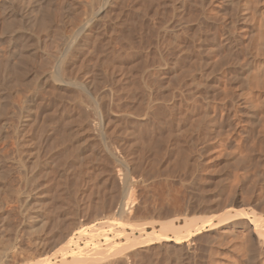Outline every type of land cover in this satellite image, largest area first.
Segmentation results:
<instances>
[{
    "label": "bare ground",
    "instance_id": "bare-ground-1",
    "mask_svg": "<svg viewBox=\"0 0 264 264\" xmlns=\"http://www.w3.org/2000/svg\"><path fill=\"white\" fill-rule=\"evenodd\" d=\"M125 1L126 0L0 1V4L3 7L5 6L4 19L6 21L4 28H7L5 29L6 32L7 30L11 31L8 32L12 33V39L17 36V33H19L17 31L20 28H23L22 30L26 29L25 31L27 32L30 31L31 37L37 38V41H39L40 33H42L43 36L44 34L46 36L45 42L40 51L38 49L40 47L36 48L38 44L35 42V39L33 40L32 38L37 44L36 46L33 41L32 43L28 42L27 39L29 33L28 37H25L24 35L26 33L24 32V34L21 32L27 40V42H25L26 40L23 39V37H19L23 39L19 40H25L23 45L21 43V48H19L16 43L12 44L13 40H6L12 44L11 49L8 50L10 51V57L4 62L1 60L0 64V205L2 208L7 207L6 203H9V201H12L15 198L14 201L17 200V202H19V205H17L18 203H15V207L16 205L19 207L22 215V219H20L21 215L18 217V219L21 220V223H18L17 226L14 224L16 221L13 223L11 221V224H9L8 221V223H6L7 219L4 220L5 222L3 220L0 222V264H102V259H105L112 254L118 256V259L117 256L116 258H112L113 260H118L115 261L116 263L120 261L119 264H130V262H132L131 260H133L131 258L137 257L139 259V249L143 250V248L146 249L147 254H149L148 251L157 254L159 252H154L153 250L160 251L164 249L169 254V257L175 260L174 264H183L182 260L187 261V259L193 261L196 256L199 259V256L205 253L206 255L201 256V258L204 256L202 259H204L205 263L203 264H264V0H135L134 4L137 10L136 15L144 12L143 17H145V12H147L146 15H148L150 19V27L147 26V31H150V37L147 36V40H150L148 42L146 41V44L149 43V45H147L149 47L148 52L152 58V61L150 60L152 63L150 64L146 57V60L150 65L146 66V61H144V67L142 61L144 60L145 55L142 54V56L144 55V57L141 56L143 60L138 62V64L140 63L142 66L136 64L138 66L137 68L140 66L141 69H143L142 71L144 74L147 73L149 75L150 73L149 76H152L150 77V79L152 78V85L151 87H148L145 83V85H147L146 89H151V93L149 92L150 89H148L150 96H148L147 104L146 100H144L149 112H147L146 109H143L144 111L146 110L145 113H143L144 111L140 113L139 111H142V109L138 111V108L135 106V112L133 108H130L133 109V111L128 109L129 112L126 115H131L133 112H138L140 114L143 113L142 115L136 114L138 116L135 117H140V120H144L146 118L145 116L150 114L151 111H155L153 112L156 115L153 113L154 115L152 117H156V125H160L159 127H161V124L165 125L167 129V132L164 130L161 135L165 134V132L167 133L166 139L168 147L166 141V144L163 143V140H165L164 135H162L163 138L160 135L162 143L164 144L163 146L166 145L168 148V160L165 158V161H168L166 163L167 168L171 171H180L179 177L181 176L184 189V199L182 202L184 208H181L184 210L182 215L183 218H180V215L177 216L176 213L175 215L177 217L174 218H168L167 216L166 218L161 219L158 217L157 219H152L148 222L145 218H140V220L145 219L146 222H134V218H131L132 220L130 219V216L134 211L133 208L136 197L133 196L134 187H132L133 184L131 185L130 183V180L132 179V173L130 172L131 165L126 161V151L124 154H122V152L124 151L123 144L129 146H125L130 148H127L128 151H132L133 148L131 149V145L133 144H127V141L126 143H123L122 141L126 139L123 138L122 140L123 134L121 135L120 132L126 129L125 133L128 131V134H126L129 136L131 134L130 132L133 131H131L132 129L129 131L128 128L124 127L125 125L123 126L124 129L121 127V131L116 128L117 124L121 123L119 120L120 118L118 117L120 114H117L120 111L122 114L123 108L121 107L122 109L120 110L119 105H116L115 107V103L118 102V99L126 95L121 94V96L114 91L115 88L112 86V88H109L108 86V91H106L107 89L103 91L105 92L104 95H102V93L101 95L94 93L100 88L98 81L101 82V80L97 81V77L95 78V76L94 79L90 77L92 80H84L83 78L85 77L81 78L82 74L79 72L81 74L79 76L77 75L78 72H76L80 71L79 69L84 65L80 66L82 63L81 61L85 58V52L87 50L93 52L92 50L94 49V46H92L93 49L89 47L91 40L94 37L96 38V36L100 37V35H103L101 32L104 33L103 29H105L106 20L108 21V18H111L115 14V16L118 17L117 13L119 11L117 12V5H123ZM126 3L128 5V2ZM131 4L134 5L133 1L130 2L129 5ZM123 6L120 5V12L126 7ZM130 7L133 6H127V9ZM120 12L118 14H120ZM2 15L3 14H1L0 18ZM132 15L133 14L130 16ZM113 18L116 19L115 17ZM124 18L127 19L125 16ZM117 20H114L115 23ZM140 20L139 17L138 21ZM138 21H135L134 19L132 20V22H137L136 24L144 22ZM112 22L111 19L110 23H107L106 27H108V30L110 26L109 24ZM115 23L114 25H116ZM122 23L121 25L123 26ZM129 24L128 26L132 28L131 24ZM35 25H38V29L41 32H39L37 28H35L37 29L35 33L34 31H31L32 28L34 29ZM114 25L111 29H116ZM132 25L134 27L135 23ZM116 26H118V24ZM128 26L127 28L129 29ZM69 28L71 29V32L69 31L70 33L66 30ZM118 30H120V28ZM130 30L131 29H129L128 32L126 29L124 34L122 31H119L122 35H117L119 33H116V30H113L116 35L112 36V38L109 37L112 35H110L112 30H109L111 31H108L109 33L105 31L108 33V37L113 39L112 41L105 40L102 36L101 38L104 39L105 42L110 41L109 45H112V49L110 46L109 48L110 51L112 50L113 54L119 52L117 55L121 56L122 54L120 52L123 50L128 55H138L141 50H139V53H136L133 42V35L135 36V34L133 33V35H131L134 31L130 32ZM123 31L125 30L123 29ZM147 31H144L142 34H146L145 32ZM137 32L138 31L136 30V33ZM52 33H56L55 36H52ZM45 36L42 37L43 39L38 43L43 42ZM2 37L5 36L3 35ZM145 38L146 35L144 40ZM0 39L2 38L0 37ZM15 39H17V37ZM4 40L2 39V41ZM136 40L135 43L137 42ZM95 41L100 43L98 39ZM103 42H101L100 45H102ZM107 43L108 42L105 44ZM96 44L97 42H95V44L93 43V45L97 46ZM106 46L107 45H103L105 48ZM8 47H10V45ZM89 48L91 50H89ZM99 48L102 47L100 46ZM105 48H102L104 49L103 52L101 49V51L99 50L102 53L101 54L96 47L98 51L97 53L104 56ZM0 49L3 51V47ZM37 50L41 52V54H39ZM107 51L109 50L107 49ZM110 51L109 53H111ZM99 54H96L98 62H100V60H98ZM107 54L108 52L106 55ZM113 54L111 55L115 56L116 53ZM83 55L84 58L80 61V64H78L79 66L76 65V61L79 62L78 59H81ZM94 55L95 53L93 52V56ZM93 59L95 60V58ZM105 60L108 62L107 58ZM89 61L90 60L87 62ZM97 61H94L95 64L93 65H97ZM131 61H134V58ZM92 63L93 62L89 63L90 66H92ZM74 64L80 67H76V71H74V73L76 72L75 75L74 73L72 74ZM87 65L88 63H86V66ZM98 66L101 65L99 64L97 67ZM85 68V73H87L88 67ZM93 69L94 71L96 70L95 68ZM90 70L91 69L88 71L90 72ZM92 70L90 73H92ZM138 70L135 74L142 75L143 72L141 73V71L137 74ZM94 71L92 75H96ZM89 72L87 74L84 73L85 75H83H89ZM149 76L146 75V77ZM145 78H143L144 82L146 81ZM143 79L141 78L140 81H143ZM148 79L147 81H149ZM133 80L136 81V79ZM105 81L106 80H103L102 82L105 83ZM235 82H239L240 84L235 86L233 85ZM111 83L112 81L110 84ZM136 83L137 86L135 83H132V85L134 84L137 87L134 86L135 90H140L144 85V83L140 82L141 84H139L138 87L139 81H136ZM150 83L151 82L149 81L148 84ZM108 84L109 83L106 85ZM131 86L129 87L131 88ZM87 87L99 88H97L96 91H94L95 88H92L93 92L91 88ZM129 87H125L126 90L127 88L129 89L128 91L133 89L131 92L135 93L134 88L130 89ZM144 88L145 87L141 90ZM119 89L117 88L118 91ZM146 89H144L145 91H142L145 92V94H147ZM69 90L72 91L69 92ZM66 93L72 97H69L68 100L70 101L71 99V101H73L70 103L71 106L68 107L65 106L66 104L64 103L65 108L62 105L63 102L61 103L59 101L60 107L62 105L63 108H61L64 109V113H60L61 108H53L52 96L57 97L59 94L66 96ZM114 93H117V95ZM133 93L132 97L134 96ZM136 93L139 92L137 91ZM118 94L120 97L115 100ZM127 95L131 97V94ZM142 95L144 94L142 93ZM65 96L63 98H66L68 95ZM136 96L133 97L134 100H137L138 97L135 99ZM61 97L62 96H60V99H62ZM129 97L126 96L123 97V99ZM142 100L143 99H141V101ZM127 103L128 102L126 101V104ZM55 104L56 103L54 102V107H57ZM161 104L164 106L162 107V111L160 107ZM120 105L122 104L120 103ZM137 105L139 104L137 103ZM230 106L235 107L236 111L239 113L237 118H235L236 120L240 118L239 120L241 122L243 121V124L241 125L240 121L234 122V124H236V130H238L237 134L232 137H227L222 135L224 134V131L222 127L223 121L221 120H223V117H229L232 113V110L229 109ZM114 107L118 108V110H114ZM150 109L152 110L150 111ZM56 110H59L58 112L60 114H64V117L60 115L61 118H64L63 120H65V124L62 125L63 128L60 124L56 125L54 120L52 121V118H55L58 115ZM116 111L118 113H116ZM55 113H57L56 116ZM236 114L237 113H234L233 115L235 116ZM162 115H164V120L159 119ZM120 117L122 118L123 116ZM219 117L221 118L220 120ZM124 118L125 117L122 119ZM128 118L124 120H127ZM152 119H150V122ZM132 120L134 121L135 118ZM74 121L77 123L75 127V129L78 128V131L76 129L77 132L72 130ZM133 121L130 120L131 123ZM50 122L54 123L52 124ZM62 122L64 121H61L60 123L62 124ZM141 123L142 125H145L143 122ZM148 123H146V125ZM151 123V125H153V122ZM112 124L114 126L116 124V126L112 127ZM36 125L38 126V132L36 133L38 136L37 141L44 138V141H47V144H49L48 141L54 139L51 143L52 145H46L49 147L51 146L50 149L52 153H49L50 157L55 156L56 159L60 155H63L60 157L61 159H56L57 162L50 158L47 160L42 159L43 154V156L46 157L47 153H43L46 149L44 150L42 148L44 151H41L39 142H34L31 134L33 130H36L33 129L36 128ZM47 128H50L47 130L50 131L47 136L50 137L52 135L51 137L53 139L50 137V140H47L49 138L47 136L44 137V134L47 133ZM155 128L153 127V130ZM60 129L62 132H60ZM159 129L160 128H158L157 131H159ZM11 130L14 132V134H11V136L13 135L12 140L15 139L14 144H16L14 149L17 147L19 153V157L16 161L17 166L16 164V167L14 166L15 168L8 166L10 158L8 157V154H6V151L10 150L9 153L11 152L10 147L13 148L11 143H9L10 146L8 145V148L6 147L8 144L7 142H11V140L8 141L9 138L11 139ZM110 130H112V134L110 133ZM80 132H83L84 135L86 134L85 138H91L90 140L97 141L101 144L100 154L111 160V163H114V168L116 169L115 173L113 172V174L116 175L109 178L110 173H107L109 172V169L108 164H106L104 171H106L105 173L108 174H106L108 177L107 179L105 178V180H103V178L100 179L101 181L103 180V184L108 178L112 183V193L111 190H109L111 195L109 194V198L106 199H104L105 196L103 195L108 197V192L105 190L107 194H105L106 192L104 193L103 184H97L99 183V178L97 179L96 176L97 174L100 175L99 173H102L103 169L101 170L98 168L100 169V171L98 170L99 173L97 172V174L94 175L96 177L94 180H97L95 181L97 183L94 182V184L103 187V191H100L104 193L102 195L104 200H100L99 198L100 201H97L98 203L96 202L97 205H95V208L92 206V212L87 207L91 201L86 203V198H83L82 202V197H78V199L74 197L76 193L73 188L71 189L72 184H70L72 181L74 182V180L70 181L68 175V171L72 173L70 168H74L73 165L72 167L68 166L70 162L74 163L72 162L73 160L68 163V159H72L74 154L80 156L82 153L80 150L82 148L81 145L84 142H87V139H84V142L82 141L83 139H80V141H82L81 145L79 144L80 147L78 145L74 147L76 143L75 145L73 144V139L76 140L75 137ZM34 133L35 132H33V134ZM156 133V138H153L157 142L159 136H156ZM110 134L112 135L113 140L111 139ZM243 134L247 136L245 137L244 135L243 138ZM131 136H134V134L132 133ZM59 140L64 142L65 145H59ZM132 140H134V138ZM132 140L129 141L132 142ZM137 140L138 139H136V141ZM77 141H79V139ZM148 141H150V139ZM120 142H122L123 145L122 151ZM160 142L161 141L158 142V146L161 144ZM148 144L149 143L146 144L145 142L143 145L148 146ZM134 145L137 146L135 143ZM59 146H64L66 153L64 152L61 154L62 150L60 152L55 150V148L57 149ZM94 146L97 148L96 145ZM72 147L75 148L76 152H74L75 150H73ZM160 147L161 146H159V148ZM5 149L7 150L5 151ZM158 150L160 149H156V151ZM164 151H166V148ZM55 152H58L59 154H56ZM136 152L137 150H135L134 153L136 154ZM53 153L56 155H52ZM71 153L73 154L72 158L70 157ZM90 153L91 152L86 155L90 156ZM92 153V155H95L93 151ZM164 153L162 156L165 155ZM11 154L12 153H10V155ZM97 154H99V152ZM57 155L59 156L56 157ZM64 155L66 160L64 159ZM122 155L126 156L125 159ZM152 155L154 156V154ZM167 155L165 156L167 157ZM17 156L18 155L14 157ZM47 156L49 157V155ZM77 156L76 158L78 159ZM87 156H84V159H87ZM96 156L94 157L95 160ZM99 156L101 157V155ZM133 156H131L130 160L132 164L135 161V158L134 161H132ZM140 156L142 155H137L136 159H139L138 157ZM81 158L83 157L81 156ZM159 158L164 159V157L161 156H159ZM102 159L91 161L97 163L98 160L102 161ZM143 159H141V161ZM161 159H158L159 162L157 161L156 164H159ZM62 160L65 164L64 162L63 164L62 162H59V164L61 163L60 165H65V168H61L65 170L63 176L62 174L61 176L66 183L63 184V180V182H59L61 180L59 179L60 176L56 177V180H58V182L56 181V187L63 184L64 193H62V191L57 193L60 187L56 188L55 185H51L49 189V187H44L46 185L43 186L42 182L41 184L44 188L48 189L49 192L52 191V195L48 196V190H42V186L39 185L40 182L38 183V179L45 177V180L43 181H47V178L52 179V176L53 179H55L54 176L59 173L57 171L59 167L57 164L55 165V163ZM81 161L82 159L79 162ZM138 161L139 165L137 163L134 164L137 168L142 163L140 162V159ZM84 162H86V160ZM96 163L95 166L97 168ZM103 163H105V160ZM99 164L104 167L101 162ZM121 164H125L126 167ZM77 165L79 164L77 163ZM219 166L222 168L219 169ZM123 167L126 169L124 170ZM164 167H166V165H164ZM213 167H217V170L214 169L213 171ZM210 168L214 173L215 171H220V175H218L221 180L220 182L223 185V188L219 190V187L217 188L215 185L219 183V179L215 181L217 183L213 184L218 190L213 191V193L211 192L212 190H209V192L212 193L211 195L206 193L208 189H210L209 186L206 188L204 185L206 178L208 179L209 177V175L208 177H206V175L211 173V171L207 173ZM139 169L141 170L142 167H139ZM131 170H133V168H131ZM14 173L24 175L19 179H24L23 181H26V185L28 186H25L24 189H21L20 186V188H17L18 186L15 187L14 183L16 184V182L14 181L18 175H15L14 177ZM91 173L94 174L92 171ZM41 174L46 176L42 177L40 176ZM155 174L158 175L157 172ZM176 174L178 173L176 172ZM72 175L73 174H71L70 177ZM102 175H100V177ZM162 176L161 179L164 178H162ZM146 177L149 178L148 175ZM155 177L152 176V178ZM91 178L94 177L91 175ZM152 178L150 181H152ZM244 178L249 179L252 182L241 184L242 181H244ZM116 179L121 180L120 184L123 181L126 183L124 188L121 189L123 191L119 188V191H121V194L118 193L120 197L115 196L117 193H114V189L118 190L115 186H117L119 181H116ZM210 179H208V181L211 184V181L214 180ZM77 180H79V178ZM88 180L89 179H87V182ZM146 180L148 179L146 178ZM51 181V183H53L55 180ZM158 181H160V179ZM166 181L168 184L171 183L168 179ZM161 182L163 181L161 180ZM58 183H60V185ZM21 184L22 186L25 185V183L23 185V182ZM49 184L50 183L48 182L47 186ZM86 186L83 187L86 188ZM100 186H98L99 189ZM108 186H105L106 189H108ZM169 186H171V184ZM204 188L207 191H205ZM211 188H214V186H211ZM71 190H73L75 194H73ZM76 192L79 191L76 189ZM98 194L97 197H100L101 195L98 196ZM85 195L83 196L81 194L80 196L85 197ZM72 196L76 200L81 198L79 202H82L83 206L81 207L83 208L77 209V205V207L73 206L75 203H73L74 198ZM132 197H135V199ZM77 204L79 205L78 202ZM9 205L10 206L7 207V209L11 207L10 211L12 212V209L15 208H12L14 204L12 205L9 203ZM74 207H76V209H74ZM178 208H180V206ZM8 211L9 209L6 210V212ZM176 212L178 211L176 210ZM2 213L3 211L1 210V214ZM9 216L10 215H8V217ZM11 216L17 218L15 215L11 214ZM5 218H7V216H5ZM12 218H8V220H13ZM125 218L128 219L126 220L127 222L125 221ZM156 223L159 224L158 228L155 226ZM147 224L151 225L152 229H147ZM127 226H130V230L127 229ZM26 235L29 236L28 244L27 240L23 239ZM23 240L26 241L27 247L22 244ZM201 250L204 251V253H202ZM199 251L201 253H199L200 255L198 256ZM165 253L166 252H164V254ZM143 260H146L145 257ZM155 262L157 263V261ZM197 262L200 264L199 261ZM105 263L107 264L108 262L106 261ZM138 263L139 262H137V264Z\"/></svg>",
    "mask_w": 264,
    "mask_h": 264
},
{
    "label": "rangeland",
    "instance_id": "rangeland-1",
    "mask_svg": "<svg viewBox=\"0 0 264 264\" xmlns=\"http://www.w3.org/2000/svg\"><path fill=\"white\" fill-rule=\"evenodd\" d=\"M0 1H2V0H0ZM132 1H133V4H134V3H135V0H126V1L124 2L126 5L123 3L124 6H123L122 4H120V5L123 6V7L126 6L125 8L121 7V8L124 9V10H122L121 12H120V5H119V4L117 5V6H118V7H117V12H118V11L120 12V14H118L119 12L117 13V16H118L119 18L116 17V16H115L116 14H115V15L112 16L111 18H108V21H109V22L106 20L105 25L107 26V23H110V20L112 19V21H113V22L111 23L112 26H111V24H109V25L111 26V27L109 26V30H112L113 33H112L111 31L108 30V27L105 26V29H106V30L103 29V30H104V33L101 32L103 35H100V37L96 36V38L94 37V38L92 39L93 41L91 40L92 43L90 42L89 47L92 48V46H94L95 51H94L93 48H92V49H93L92 51L95 53V55L93 56V52L87 50L88 52H91L92 55H91V53H88V52L86 51V52H85V54H86V55H85V58H84V55H83V57H81V59L79 58L80 60L78 59L79 62L76 61V65H78V64H80V61L84 58V59L81 61L82 63L80 64V66H82L83 64L85 65V66H84V65L82 66L83 68L81 67L82 70L79 69L80 71H76V67H78L79 65H78V66H76L75 64L73 65L72 74L74 73V71H76V72H78V73L80 72V73L82 74L81 78L85 77V78H83L84 80H87V79H88V80H92V79H94V76H95V78L97 77V81H98V80H101V82H102L103 80H106L105 83H104V82L101 83V82L98 81V83H99V85H100V88L97 87V88H99V89H98L99 91L97 90V92H94V91H96L97 88L92 87V88H95V90L93 91V89H92L91 87H87V88H91L92 91H93L94 93H97V94H100V95H101V93H102V95H104L105 92H103V91H105L106 89H107L106 91H108V90H109V89H108V86H109V88L114 87V88H115V89L113 88L114 91H116V92L119 93L120 95H121V94H122V95L124 94V95H126L127 97H129V95H127V94H131L130 96L132 97V93H133V92H131V91H133L132 88H134V90H135V87L137 86V85H136V84H137L136 81H139V83H138V87H139V84H141L140 82L144 83V85H143V87H145L144 89L147 88V85H148V87H149V86L151 87V85H152V81H151L152 78L150 79V77H152V76H149L150 73H149V75H148L147 73L144 74V72L142 71L143 69H141V67H140V66H142V65H140V63L138 64V62H140V60H143L142 57H144V55H145V58H144V60H143L142 62L144 63V61H146V62H145V63H146V66H147V65H150V64L152 63V62H150V60L152 61V58L150 57L151 55H150L149 52H148V51H149V47L147 46V45H149V43L146 44V43L150 40V39L147 40V36L150 37V31H149V32L147 31V30H148L147 26L150 27V19H149L148 15H146L147 12H145V17H143V13H144V12L136 15V11H137V10H136V6H135V4H134V5H132V4L129 5L130 2H132ZM126 2H128V5H127ZM1 6H2V5L0 4V7H1ZM127 6H128V7H129V6H133V7H130V8L127 9ZM3 8H4V9H3ZM118 8H119V9H118ZM0 9H2V10H0V13L3 14V15H2L3 18H2V17L0 18V22L2 21V22H1V25H0V37H1L3 40L5 39L4 41H2V39H0V44H1V45H0V48L3 47V51H2V49H0V64H1V60H2V62H4L5 60H7V59L10 57V54H9L10 51H8V50L11 49L13 43H16L17 46H18L19 48L22 47V46H21V43H22V45L24 44V41L26 40L25 37H28V33H29V37H30V38L28 37V39H27L28 42H29V43H32V41L35 39V40H36L35 42H37L38 45H37L34 41H33V43H35V46L37 45L36 48H37V47H40V48H38L39 51H40L41 48H42V46H43V44H44V42H45V39H46L45 34H44V36H45L44 41L42 40L43 42L38 43V42L41 41V39H43L42 37H44L42 33H40V34L38 33L39 36H40V38H39V41H37V40H38L37 38H35V37H34V38L31 37V35H30V31L27 32V31H25L26 29H25V30H22L23 28H22V29L20 28V29L17 31V32L20 33V35H19V33L16 32V33H17V36H16V35H15V36L17 37V39H15L16 37H14V38L12 39V33H9V32H8V31H10V30H7V32H6L5 29H7V28H4V26H5V21H6V20L4 19V18H5V13H4V12H5V6H4V7L2 6ZM125 9H127V10H125ZM131 10H133L134 12L131 11ZM127 11H129V12H127ZM123 12H124V13H123ZM130 12H131V13H130ZM132 12H133V13H132ZM126 13H127V14H126ZM1 14H0V16H1ZM129 14H130V15H131V14H133V15L135 14L136 16L134 15V16H135V17H134V16L132 15V16L134 17V18H133V17L130 16ZM119 15H120V16H119ZM121 15H122L123 18H124V16H125L128 20L125 19V18L123 19V18L121 17ZM127 15H128L129 17H128ZM138 16H139L140 19H141L140 21H138V20H139V17H138ZM113 17H115L116 19H114ZM136 17H138V18H136ZM117 18H118V20H117ZM120 18H121V19H120ZM131 18H133L135 21H138V22H143V21H144V22L141 23V24H136L137 22H132L133 19H131ZM146 18H147L148 20H147ZM2 19H3V20H2ZM137 19H138V20H137ZM144 19L147 20V21H145ZM114 20H115V21L117 20L118 23H117V22L115 23ZM119 20H120V22H119ZM123 20H125V21H123ZM126 20H127V21H126ZM121 21L124 22V23H122ZM129 22H130L132 28H130V26H128ZM131 22H132V23H131ZM114 23H115L116 25L118 24V26L114 25ZM121 23L123 24V26L121 25ZM126 23H127V24H126ZM134 23H135V25H134V27H133L132 24H134ZM3 24H4V25H3ZM125 24H126V25H125ZM130 24H129V25H130ZM113 25H114V27H115L116 29H114V28L111 29V28L113 27ZM124 25H125L126 27H125ZM138 25H140V26H138ZM119 26H120V27H119ZM127 26L129 27V29H131L130 32L134 31V32H132L131 35H133V33L135 34V36L133 35V38H134L133 42H134V45H135V51H136V53H139V50H141V52H140L138 55H134V54H132L133 56H135V57H133V56L130 55V54H129V55L126 54V53L122 50V51L125 53V55H124V53L121 51V52H120V53L122 54L121 56L117 55V53H119V52H115V53H116V54L114 53L115 56H112V55H111V54H113V53H112V50L110 51V48L112 49V47H111L112 45H109V43H110V41L113 40V39H111L112 36L116 35V34H114V31H113V30H116V33H119V34H117V35H122L119 31H122L123 34H124V33L126 32V29H127V31L129 30V29L127 28ZM121 27H122V29H121ZM123 27H124V28H123ZM144 27H145V28H144ZM35 28L38 29V25H37V26L35 25L34 29H33V28L31 29V31H34V33H35L36 30H37V29H35ZM119 28H120V30H118ZM125 28H126V29H125ZM123 29H124L125 31H123ZM138 29H140V30H138ZM141 29H143V30H141ZM66 30H68V32H69L71 29L69 28V29H66ZM136 30L139 32V34H138V32L136 33ZM38 31H39V29H38ZM105 31H107V32H108V31L111 32L110 35H111V34H112V35L109 36V37H111V38L108 37V33H109V32L107 33V32H105ZM117 31H118V32H117ZM144 31H147V32H145L146 34H142ZM10 32H11V31H10ZM21 32H22V33H24V32L26 33V34L24 33V34H25V35H24L25 37L23 36V34H22ZM39 32H41V31H39ZM65 32H66V31H65ZM68 32H66V33L69 34L71 31H70L69 33H68ZM128 32H129V31H128ZM7 33H9V34H7ZM16 33H15V34H16ZM106 33H107V35H106ZM5 34H7V35H5ZM55 34H56V33H54V34L52 33V36H55ZM3 35H4L5 37H2ZM26 35H27V36H26ZM137 35H138V36H137ZM145 35H146V38H145V40H144ZM20 36L23 37V39H25V40L22 41L23 39H22V38H19ZM101 36H102V38H105V40H110V41H106V42H108V43L105 44L106 42H105L104 39L101 38ZM143 36H144V37H143ZM97 37H98V38H97ZM32 38H33V40H32ZM106 38H107V39H106ZM133 38H132V39H133ZM19 39H22V40H19ZM30 39H31V40H30ZM94 39H95V40L98 39V40L100 41V43L103 42V40H104V42H103L102 45H100V43H99L98 41H95ZM136 39H137V40H136ZM6 40H8V41H9V40H10V41L13 40V41H12V44H11V42H7ZM14 40H16V41H14ZM27 40H26L25 42H27ZM135 40L137 41L136 43H135ZM1 41H2V42H1ZM19 41H20V42H19ZM21 41H22V42H21ZM146 41H147V42H146ZM95 42H97V44H96L97 46L93 45V43L95 44ZM138 42H139V43H138ZM19 43H20V45H19ZM98 43H99V44H98ZM141 43H142V44H141ZM91 44H92V45H91ZM140 44H141V45H140ZM145 44H146V45H145ZM7 45H8V46L10 45V47H8ZM32 45H33V44H32ZM103 45H104V46L107 45L106 48H107L111 53H109V51H107V49H106L105 47H103ZM20 46H21V47H20ZM35 46H34V48H35ZM98 46H99V47L101 46L102 48H105V51H104L105 54H104V56L101 55L102 53L100 52L101 50H102V52H103L104 49L99 48ZM109 46H110V48H109ZM96 47L98 48V51L101 49V50L99 51V53H101V54L97 53L98 51H97ZM141 47H142V48H141ZM7 48H8V49H7ZM90 48H89V50H91ZM147 48H148V50H147ZM1 51H2V53H1ZM37 51H38V50H37ZM39 51H38V53L41 54V52H39ZM137 51H138V52H137ZM145 51H146V53H145ZM107 52H108L107 55L110 54L109 56L106 55ZM133 52H134V51H133ZM147 52H148V53H147ZM96 54H99L98 57H99L100 59L98 58V60H100V62L97 61V56H96ZM114 54H113V55H114ZM142 54H144V55L142 56ZM147 54H148V55H147ZM126 55H127V56H126ZM92 56H93V57H92ZM101 56H102V58H101ZM105 56H107V57H105ZM110 56H112V57H110ZM129 56H130V57H129ZM131 56H132V57H131ZM138 56H140V57H138ZM141 56H142V57H141ZM89 57H90V59H89ZM104 57H105V58H104ZM126 57H127V58H126ZM128 57H129V58H128ZM137 57H138L139 59H138ZM146 57L148 58V61L150 62V64H149V62L146 60ZM149 57H150L151 59H150ZM91 58H92V59H91ZM93 58H95V60H94ZM103 58H104V59H103ZM106 58L108 59V62H106V61H107V60H105ZM115 58H116V59H115ZM131 58H132V59H131ZM133 58H134V61H131V60H133ZM140 58H141V59H140ZM86 59H87V60H86ZM102 59H103V60H102ZM112 59H113V60H112ZM130 59H131V60H130ZM135 59H137V60H135ZM88 60H90V61L87 62ZM104 60H105V62H104ZM94 61H95V62L97 61V63H98L97 65L100 64L101 66H98V67H97V65H93V64H95ZM102 61H103V63H102ZM109 61H110V62H109ZM127 61H128V62H127ZM135 61H136V62H135ZM91 62H93V63H92V66H93V67L90 66V64H89V63H91ZM134 62H135V63H134ZM142 62H141V63H142ZM86 63H88L87 66H86ZM130 63H131L132 65H131ZM136 63H137L138 65H140L139 68H140L141 70H140L139 68H137L138 66H137ZM143 63H142V64H143ZM145 63L143 64V66L145 65ZM102 64H103V65H102ZM126 64H127V65H126ZM135 64H136V65H135ZM134 65H135V67L133 68ZM94 66H95V67H94ZM126 66H127V67H126ZM74 67H75V70H74ZM85 67H88V68L90 67L89 69H91V70H92L93 68H95L96 70L94 71V69H93V70H92V73H93V71H94V73H95L96 75H94V74L92 75V73H90L91 70H90V72H89V71H88L89 69L87 68V73L89 72V75L84 76L85 74H87V73H85L86 70H84ZM96 67H97V68H96ZM104 67H105V68H104ZM144 67H145V66H144ZM78 68H80V67H78ZM99 68H100V69H99ZM135 68H136V69H135ZM142 68H143V67H142ZM85 69H86V68H85ZM101 69H102V70H101ZM124 69H125V71H124ZM129 69H130V70H129ZM138 69H139V70H138ZM0 70H1V68H0ZM77 70H78V69H77ZM103 70H105V71H103ZM137 70H138V73H137V74H139L140 71H141V73L143 72L142 75H141V74L136 75L135 73L137 72ZM40 71H41V70H40ZM82 71H83V72H82ZM96 71L98 72L99 75L97 74ZM128 71H129V72H128ZM131 71H132V72H131ZM76 72H75V73H76ZM100 72H101V73H100ZM124 72H125V73H124ZM75 73H74V75H75ZM78 73H77V75L80 76L81 74H80V73L78 74ZM84 73H85V74H84ZM132 73H133V74H132ZM83 74H84V75H83ZM109 74H110V75H109ZM107 75H108V76H107ZM143 75H144V76H143ZM146 75L149 76V77H146ZM100 76H101V77H100ZM103 76H104L105 78H104ZM140 76H141L142 79L146 77V78H145L146 81H147V79L149 78L148 80H149L151 83L148 84L149 81H147L148 83H147L146 81L144 82V79H143V81H142V80L140 81V79H141ZM86 77H87V78H86ZM88 77H89V78H88ZM90 77H91L92 79H91ZM120 77H121L122 79H121ZM126 77H127V78H126ZM135 77H136V78H135ZM137 77H139L140 79L137 78ZM103 78H104V79H103ZM125 78H126V79H125ZM110 79H111V80H110ZM117 79H119V80H117ZM133 79H136V81H134ZM107 80H109L110 82L112 81V83L110 84V82L107 81ZM113 80H115V81H113ZM123 80H124V82H123ZM132 80H133V81H132ZM125 81H126V82H125ZM114 82H115V83H114ZM131 82H132V83H135L136 86H135L134 84L132 85ZM107 83H109L110 85H109V84L106 85ZM145 83H146L147 85H145ZM112 84H113V85H112ZM129 84H131L132 86L129 85ZM239 84H240L239 82H235V83H233V85H235V86H238ZM99 85H98V86H99ZM122 85H124V86H122ZM101 86H102L103 89L101 88ZM111 86H112V87H111ZM117 86H118V87H117ZM127 86H128V87L131 86V88H130V87H129V88L132 89V90L128 91V90H129L128 88H127V90H126L125 87H127ZM134 86H135V87H134ZM141 86H142V85H141ZM141 86H140V87H141ZM116 87H117L118 89L120 88L119 91L117 90ZM143 87H142V88H143ZM136 88H137V87H136ZM142 88H141V89H142ZM100 89H101V91H100ZM141 89H140V90H141ZM144 89L141 90V91H140V90H135V91H134L135 93H133L134 96H136V94H137V96L135 97V99L138 97L137 100L139 99V100H138L139 102H138L137 100H134V98H133L134 96L132 97V98H133V100H132L131 97L123 99V97H126V96H123V97L121 98L119 94H118L117 97L114 95V96L116 97V98L114 97L115 100L118 99L119 97L121 98V101H120V98L118 99V102H117V103H119V104L115 103V107H116V105H119L120 110H121L122 108L124 109V110L122 109L123 113L126 112V111H127L128 109H130V108H133V109H134V108H136V107L138 108V111H139L140 109H142V111H139L140 113L144 111L143 109H146L147 112H149V110H148L147 107H146V104H147V101H148V98H149L148 96H150L149 94L151 93V92H150L151 89L148 88V89H150V90H149L150 93H148V89H146V91H147L146 93H147L148 95L145 94V92H142V91H145ZM88 90H90V89H88ZM70 91H72V90H69V92H70ZM125 91H126V92H125ZM137 91H138L139 93H136ZM93 92H92V94L94 95ZM141 92H142L144 95H142ZM117 93H114V94L117 95ZM67 95H68V96H67ZM122 95H121V96H122ZM58 96H59V99H58ZM60 96H62L61 98H62L63 100L60 99ZM64 96H65V95H61V94L57 95V97H56V96H52V98H53V108H54V109H56V108H57V109H60V108L62 107V105L64 106L65 104H66L65 106H67V107H68V106H71L70 103H72L73 100L71 101V99H70L71 102L68 100V98L71 97V95L69 96V94L66 93V96H67V97H66V96H65V97H66L67 99H66V98H63ZM143 96H144V98H143ZM56 98H57V99H56ZM71 98H72V97H71ZM64 99H65L66 102L64 101ZM128 99H129V100L131 99V100H130V103H129V100H128ZM141 99H143V100L141 101ZM55 100L58 102L59 105L57 104V102H56ZM144 100H146V104L144 103ZM59 101H60L61 103L63 102L62 105H61V107H60V103H59ZM119 101H120V102H119ZM124 101H125V104H126V101H127V102H128L127 104H129L130 107H129V105H127V104H126V105H127V106H126V105L124 104ZM134 101L137 102L139 105H137V103H135ZM140 101H141L142 103H141ZM54 102L56 103L55 105H57V107H54ZM115 102H116V101H115ZM132 102H134L135 104L132 103ZM64 103H65V104H64ZM120 103H121L122 105H120ZM68 104H69V105H68ZM124 105H125V106H124ZM131 105H132V106H131ZM143 105H145V106H143ZM65 106H64V108H65ZM135 106H136V107H135ZM141 106H142V107H141ZM67 107H66V108H67ZM115 107H114V110H115V109L118 110L119 107H118V106H117L118 108H115ZM121 107H122V108H121ZM143 107H145V108H143ZM160 107H161V111H162V110H163L162 107H164V106L161 104ZM62 108H63V107H62ZM62 108H61V109H62ZM61 109H60V113H61V112L64 113V109H62L63 111H62ZM126 109H127V110H126ZM133 109H130V111H131V110L133 111ZM229 109L232 110V111H231L232 113L230 114V116H229V117H223V120H221V121H223L222 127H223V131H224V134H222V135H223V136H227V137H229V136L232 137V136L236 135V134H237V131H238V130H236V129H237V128H236V124H234V122H237V121L239 122V121H240V120H239L240 118L236 120L237 115H239V113L236 111L235 107H231V106H230ZM65 110H67V109H65ZM136 110H137V109H136ZM146 110H145V111H146ZM151 110H152V109H150V111H151ZM56 111H57L58 115H57V113H55V116H56V115H57V116H56V117L54 116L55 118H52V121L54 120V121L56 122V125H57V124H60V125L62 126V125L65 124V120H63L64 118H61V116L64 117V114H60V113L58 112L59 110H56ZM145 111H144L143 113H145ZM153 111H154V110H153ZM153 111H151L150 114H148L147 116H145L146 118H145L144 120H140V117H135V116H138V115H136V114H140V113H138V112L134 113V112H135V109H134V112H133L134 114L132 113L133 115H132V114H131V115H126V114L129 112V110H128L126 113H124L125 115H124L123 113H122V114H123V115H122V114H121V111H120L119 113L116 111V113H118L117 115L120 114L118 117L120 118L119 120H120V122H121V123H118V122H119V121H118L117 123H118L119 125L123 124V125H121V126H119V125L117 124V127H116V128H118L119 131H121V130H122L121 127H123V126L125 125L124 127L128 128L129 131H130V129H132L131 131H133V132H130V133H131V134H132V133L134 134V136H131V134L129 133L130 135L127 136V134H128L127 132H128V131L126 132V133H127V134H126V133H125L126 129L123 130V131H121L120 134H121V135L123 134V135H122V140H123V138L126 139V140H123V141L121 140V141H122L123 143H126V141H127V144H131V143H132L133 145H134V143H135V144L137 145V146L134 145L135 150H137L136 154H137V155H142V156H140V157H142V158L138 157V158L140 159V162H142V163L140 164V166H139L140 168L142 167V169L140 170L139 167L137 168L136 165H134V164H136V163L139 165V163H138V162H139V161H138L139 159H136V158H137V157H136L137 155L134 153L135 150H134L133 145H131L132 147L130 146L131 149L133 148L132 151L129 150L130 152H132V153H130V152L128 151V149H130V148H128L129 146H128V145H125V144H123V145H124V146H123V145H122V142H120V143H121V151L123 150V149H122V146H123V148H124V151L122 152V154H124L125 151H126V154H127V155H126L127 157L124 156V155H122V156L124 157V159H125V157H126V161L129 163V165H131L130 167L133 168V170H131V168H130V172L132 173L131 176H132V179H133V180H132V179L130 180V183H131V185L133 184V185H132V187H134V188H133V192H134V193H133V196H135L136 199H135V197H134V198L132 197V198L135 199L136 201L134 202V203H135V204H134V208H133V209H134V211H133L134 213L132 212V215H133V216L131 215V216H130V219H131V218H132V219L134 218V220H133L134 222H135V221H136V222H138V221H141V222H146V221H147V222H148V221H150V220H152V219H157L158 217L161 218V219H163V218H166L167 216H168V218H174V217H177V216H179V215H180V216H179L180 218H181V217L183 218L182 215H183V211H184V210H182V209L184 208V206L182 205V204H183L182 202H183V199H184V189H183V185H182L181 176L179 177V175H180L179 172H180V171H177V170H176V171H171V170H169V169L167 168V164H166V163H167L168 161H165V158H166V160H168V155H167V152H168V151H167V149H168V148H167V147H168V143H167V139H166V138H167V135H166V134H167V133H166V132H167V129H166V126H165V125H162V124H161V127H159L160 125H159V126L156 125V122H155L156 117H155V116L152 117V116L155 114V113H154L155 111H154V112H153ZM147 112H146V113H147ZM143 113H142V114H143ZM153 113H154V114H153ZM234 113H237V114L234 116V115H233ZM142 114H140V115H142ZM151 114H152V115H151ZM161 114H162V112H161ZM161 114H160V115H161ZM60 115H61V116H60ZM149 115H151V116H149ZM155 115H156V114H155ZM120 116L125 117L124 119H126V118H128V117H131V118H128L129 120H128V119H127V120H124V119H122L123 117L121 118ZM127 116H128V117H127ZM148 116H149L150 118H149ZM235 117H236V118H235ZM58 118H61L62 120H61V119H58ZM134 118H135L136 121H135V120H134V121L132 120V119H134ZM152 118H153L154 120H153ZM227 118H228V119H227ZM55 119H56V120H55ZM137 119L139 120V123H140V124L138 123V120H137ZM150 119H152L151 122H153V125H151L152 123L150 122ZM159 119H160V120H162V119L164 120V115L160 116ZM220 119H221V118L219 117V120H220ZM59 120H60V122H61V121H64V122H62V124H61V123L59 122ZM130 120L133 121V122H135V123H133V122L131 123ZM145 121H146V122H145ZM148 121H149L150 124L148 123ZM58 122H59V123H58ZM124 122H125V123H124ZM126 122H127V123H126ZM141 122H143V124H145V125H142ZM144 122H145V123H144ZM232 122H233V123H232ZM240 122H241V121H240ZM242 122H243V121H242ZM242 122H241V125L243 124ZM50 123L53 124L54 122H50ZM146 123H148L149 125H148V124L146 125ZM131 124H132V126H131ZM133 124H134L136 127H135ZM154 124H155V125H154ZM60 125H58V126H60ZM76 125H77V123H75V121H74V124L72 125V130H74V132H77V131H78V128H76L77 131H76V129H75ZM239 125H240V123H239ZM113 126H114V125L112 124V127H113ZM115 126H116V124H115ZM115 126H114V127H115ZM127 126H128V127H127ZM138 126H139V127H138ZM140 126H141V127H140ZM156 126H157V127H156ZM77 127H78V126H77ZM112 127H111V128H112ZM119 127H120V128H119ZM124 127H123V129H124ZM134 127H135V128H134ZM153 127H154V128L156 127V128L153 130ZM163 127H164V128H163ZM50 128H51V127H50ZM50 128H47L46 131L49 130ZM59 128H60V127H59ZM62 128H63V126H62ZM62 128H61V129H62ZM140 128H141V129H140ZM146 128H147V129H146ZM158 128H160V129L162 128L163 131H162V129H161V130L159 129V131H157ZM33 129H36V130H37V131H36V130H33V131L31 132V134H32V136H33V140H34V142H35V141H37V139H38V136H37V134H36V133L38 132V126L36 125V128H33ZM61 129H60V132H62ZM120 129H121V130H120ZM150 130H151V131H150ZM164 130H166V132H165V134H162V135H164V138H165V140H163V143H165V141H166V143H167V147H166V145L163 146L164 144L162 143V139H161V137H160L161 133L164 132ZM111 131H112V130H110V133L112 134ZM134 131H135V133H134ZM136 131H137V132H136ZM138 131H139V132H138ZM154 131H155V133L157 132V133H156V136H159V139H161V140L157 139V140H158L157 142H156V140H154V138H156V137H155V133H154ZM11 132H13V130H11ZM11 132H10V136H11V134H14V132H13V133H11ZM33 132H35V133L33 134ZM48 132H50V131H47V133L44 134V135H45L44 137H46V136L49 134ZM82 133H83V132H82ZM82 133L80 132L78 135H76V137H75L76 140L73 139V144L75 145V143H76V145H75L74 147H76L77 145L80 147L81 142H82V141L84 142V141L87 139V138H85L86 134L84 135V133H83V134H82ZM136 133H137V134H136ZM146 133H147V134H146ZM148 133H150V134H148ZM151 133H152V134H151ZM159 133H160V134H159ZM242 133H244V132H242ZM35 134H36V135H35ZM80 134L82 135V137H81ZM111 134H110V135H111ZM125 134H126V135H125ZM138 134H139L140 136L142 135V136H141L142 138H141ZM153 134H154V135H153ZM245 134H247V133H245ZM245 134H243V138H244V135H245ZM124 135H125V136H124ZM150 135H151V136H150ZM162 135H161V136H162ZM51 136H52V135H51ZM51 136H50V137H51ZM77 136H78V137H77ZM135 136H136V138H135ZM137 136H138V138H137ZM147 136H148V137H147ZM149 136H150L151 138H150ZM246 136H247V135H245V137H246ZM34 137H35L36 139H35ZM47 137L49 138V139H47V140H50V137H49V136H47ZM80 137H81V138H80ZM87 137H88V136H87ZM128 137H129V138H128ZM131 137H132V138H131ZM153 137H154V138H153ZM12 138H13V135L11 136V139L9 138L8 141L11 140V142H7L8 144H7L6 147L8 148L9 143H11V146H12L13 148L10 147V149H11V152H10V153H12L13 155H12V154L10 155V153H9L10 150H9V149H8L9 151H6L7 149H5V151H6V154H8V157L10 158V162L8 163V166L15 168V167L17 166L16 161H17V159H18V157H19V153H18V149H17V147H16V149H14L15 146H16V144H14V143H15V139L12 140ZM51 138H52V137H51ZM133 138H134L135 142H134V140H132ZM148 138L150 139L151 142L148 141V140H149ZM157 138H158V137H157ZM162 138H163V136H162ZM45 139H46V138H45ZM52 139H53V138H52ZM60 139L62 140V138H60ZM78 139H79V141H77ZM80 139H81V140L83 139V140L80 141ZM84 139H85V140H84ZM90 139H91V138H88V139L86 140L88 143H87V142H84V143L81 145L82 148H81L80 150H81L82 153H81L80 156H77V154H74V156H73L74 159L72 158V155H73L72 153L76 152V150H75V148L72 147L73 150H75V151H74V152H72L73 150L71 151L72 153H71L70 157H71L72 159H68V163H69V161H72V160H73L72 162H74L75 164H74V163H71V162L69 163L68 166L72 167V165H73L74 168H73V167H72V168L69 167V168L72 170V173H71L70 171H68V175H69L70 181H71V180H74V182L72 181L73 183L71 182L70 184H72V185H71V186H72L71 189L73 188V190H75L74 192L76 193V195L74 196L73 194H75V193L73 192V190H71V191L73 192L72 195H73L75 198H77V199H78V197H82V200H81V198H80L79 200H76V199L72 196V197L74 198V199L72 198V199L74 200V201H73V200H72V201H73V203H75L73 206H76V205H77V206L79 207V208H78V207L76 206L77 209H81V208H83V207H81V206H83V204H82V202H83V198H86V199H85L86 203H89V202L91 201L90 204H89L87 207H88L89 210L92 212V209L95 208V205H97V203H98L97 201L102 200V199H103V198H102L103 196H105L104 199H106V198H109V196L111 195L112 190H113V187H112L111 180H110L109 178H110L111 176L114 177V175H116V174H113V172L115 173V170H116V169L114 168V163H111V160H109L108 158H105V156H103L102 154H100L101 144H100L99 142H97V141L90 140ZM111 139L113 140L112 135H111ZM128 139H129L130 141L132 140V142H130ZM136 139H138V140L136 141ZM145 139H146V140H145ZM53 140H54V139H53ZM53 140H52V141H53ZM89 140H90L91 142H90ZM141 140H142V141H141ZM143 140H144V141H143ZM153 140H154V141H153ZM13 141H14V142H13ZM50 141H51V140H50ZM50 141H48L49 144H47V141H46V142L44 141V138H43L42 140L39 139V140L37 141V142H39V145H40V147H41V151H44V150L46 149V151L43 152V153H47V154H46V157H44V156H43L44 154L42 155V152H41L42 159H44V160L46 159V160H47V159L50 158V159H52V160H55V162H57L56 159H58V160L61 159L60 157H62L63 155H60V156L57 155L56 157H58V156H59V157L56 158V159H55V156H51V157H50V154L52 153V152H51V149H50L51 146H50V147L47 146V145H52V144H51L52 141H51V142H50ZM59 141H60V140H59ZM59 141H58V142H59ZM62 141H64V140H62ZM62 141H60V142H59L60 144H59V143H58V144H59V145H63L64 142H62ZM75 141H77V142H75ZM128 141H129V142H128ZM159 141H161L160 143L162 144V145L159 144V146H161V147L163 146L162 148H161V147L159 148V146H158V142H159ZM133 142H134V143H133ZM145 142H146V144L149 143V144H148L149 147L146 146V145H143ZM155 142H156V144H155ZM43 143H44L45 145L47 144V145H46L47 147H46ZM93 143H94V144H93ZM138 143H139V144H138ZM166 143H165V144H166ZM37 144H38V143H37ZM37 144H36V145H37ZM41 144H42V146H41ZM79 144H80V145H79ZM85 144H87V145H85ZM152 144H153V145H152ZM13 145H14V146H13ZM64 145H65V144H64ZM94 145H96V147H97L98 149L95 148ZM151 145H152V146H151ZM9 146H10V145H9ZM44 146H45V148H44ZM89 146H90V147H89ZM125 146H128V147H125ZM247 146H248V145H247ZM6 147H5V148H6ZM48 147H49V148H48ZM59 147H60V148H59ZM59 147H57V149L55 148V150H57L58 152H60V151L62 150V151H61V154L64 153V152L66 153V151H65V147H64V146H59ZM62 147H63L64 150L62 149ZM86 147H87L88 149H87ZM91 147H92V148H91ZM136 147H137V148H136ZM140 147H141V148H140ZM143 147H144V148H143ZM147 147H148L149 149H148ZM151 147L153 148V150H152ZM164 147L166 148V151H164V150H165ZM42 148H43L44 150H42ZM58 148H59V150H58ZM85 148H86V149H85ZM89 148H90L91 151L89 150ZM125 148H126V149H125ZM127 148H128V149H127ZM154 148H155V149H154ZM13 149H14V150H13ZM92 149H94V150H92ZM140 149H141V150H140ZM156 149H160V150H158V151H160V152L156 151ZM16 150H17V151H16ZM49 150H50V151H49ZM97 150H98L99 154H97V153H98ZM5 151L3 150L4 153H5ZM13 151H14V153H13ZM48 151H49V152H48ZM53 151H54V150H53ZM84 151H85V152H84ZM92 151L95 153V155H92V154H93ZM3 152H2V153H3ZM16 152H17V154H16ZM58 152H55V153H56V154H59ZM89 152L92 153V154L90 153V156H92V157L87 156ZM128 152H129V154H128ZM164 152H166V153H164ZM49 153H50V154H49ZM55 153H53L52 155H56ZM83 153H84V154H83ZM163 153H164L165 155H167V157H166L165 155L162 156ZM86 154H87V155H86ZM96 154H97L98 158H97ZM130 154H131V155H130ZM152 154H154V156H153ZM157 154H158V155H157ZM16 155H18V156H17V157H14V156H16ZM47 155H49V157H48ZM75 155L78 157V159L76 158ZM83 155H84V156H87V157H86L87 159H84V156H83ZM99 155H101V157H100ZM133 155H136V156H133ZM155 155H156V156H155ZM81 156H82L83 158H81ZM95 156H96V160H97V159L101 160L102 157H103L102 161L104 162V160H105V163H103L102 161H99V160H98L97 163L95 162V163L97 164V168H96L95 163H94V161H96L95 158H94ZM131 156H133V157H132V159H133L132 161H134V158H135V161H134L135 163L133 162V164H132V162L130 161V160H131ZM159 156L164 157V159H163V158H162V159L159 158ZM13 157H14V158H13ZM64 157H65V155H64ZM64 157H63V158H64ZM70 157H69V158H70ZM99 157H100L101 159H100ZM157 157H158V158H157ZM53 158H54V159H53ZM90 158H94V159H91V160H94V161L92 162L91 160H88V159H90ZM128 158H129V159H128ZM143 158H144V159H143ZM64 159L66 160V157H65ZM64 159H63V160H64ZM81 159H82V161H83L84 164L82 163V161L79 162ZM83 159H84V160H83ZM127 159H128V160H127ZM141 159H143V160L141 161ZM156 159H157V160H156ZM158 159H159V160L161 159V162H160L159 164H156V162L158 161ZM12 160H13L14 163L12 162ZM63 160H62V161H58V163H55V165L57 164L58 167H59V169H57V171H58L59 173H57L58 175L56 174V176H54L55 179H53V176H52V179H48V178L46 177V178H47V181H43V180H45V177H44V178H40V179H38V183L40 182L39 185H41V186H42V184H43V186L46 185V186H44V187H46V188L49 187V189H50V186H51V185H55V187H56V186H57L56 181L58 182V180H56V179H57L56 177H59V176H60L59 179H61L59 182H61V181L63 180V181H64L63 184L66 183L65 180H64V178H62L65 169H61V168H65V165H60L61 163L59 164V162H62V164H63V162L65 161V160H64V161H63ZM74 160H75V161H74ZM76 160H77V161H76ZM78 160H79V161H78ZM85 160H86V162H84ZM136 160H137V162H136ZM146 160H147V161H146ZM152 160H153V162H152ZM155 160H156V161H155ZM89 161H91V162H89ZM148 161H149V162H148ZM150 161H151L153 164H152ZM11 162H12V163H11ZM76 162H77L79 165H77ZM100 162H101V164L104 165V167H103L102 165L99 164ZM158 162H159V161H158ZM164 162H165V163H164ZM13 164H14V165H13ZM15 164H16V166H15ZM64 164H65V162H64ZM106 164H108V169H109V172H107V173H108V174L110 173V174H109V178H108V180H106L107 182L104 181V184H103L102 181L105 180V178L107 179V177H108V176H106V174H107V173H105L106 171H104V168H105V165H106ZM149 164H150V165H149ZM12 165H13V166H12ZM81 165H82V166H81ZM99 165H100L101 167H100ZM109 165H110V166H109ZM121 165H124V167H126L125 164H121ZM121 165H120V166H121ZM142 165H144L145 167L142 166ZM147 165H148V166H147ZM158 165H159V166H158ZM164 165H166V167H164ZM14 166H15V167H14ZM60 166H61V167H60ZM62 166H64V167H62ZM68 166H67V167H68ZM85 166H86V167H85ZM92 166L95 167V168H93ZM111 166H113V167H111ZM132 166H133V167H132ZM157 166H158V167H157ZM220 166H221V165H220ZM220 166L218 167L219 169L222 168V167L220 168ZM55 167H57V166H55ZM102 167H103V168H102ZM121 167H122V166H121ZM124 167H123V168H124ZM135 167H136V168H135ZM147 167H149V168H147ZM98 168H100L101 170L103 169L102 171L104 172V174H103V172H102V173H99L98 170L100 171V169H98ZM134 168H135V169H134ZM144 168H145V170H144ZM146 168H147V169H146ZM150 168H151V169H150ZM157 168H158V169H157ZM60 169H61V170H60ZM70 169H69V170H70ZM93 169H94L95 171H94ZM125 169H126V168H124V170H125ZM154 169L156 170V172L158 173L159 176L155 174L156 172H155ZM210 169H211V168H210ZM210 169L208 170L207 173H209V171H211V173L207 174L206 177H208V175H209L208 179L211 178V179L214 180V181H211V184H210L209 181H208V179L206 178V182H207V183L204 182V185L206 186V188H208V186H209V188H210V189H208V191L204 188V190L207 191L206 193L209 194V195H211V194L213 193V191H216V190H218V189L220 190V189L223 188V187H222L223 185H222V183L220 182L221 180H220V178H219L220 171H215V173L213 172L214 169L217 170V167H213V168H212L213 171H212V169H211V170H210ZM219 169H218V170H219ZM134 170H135V171H134ZM147 170H149V171H147ZM91 171L94 172V174L91 173ZM144 171H145V172H144ZM153 171H154V172H153ZM61 172H62V173H61ZM97 172H98L100 175L103 174V175H102L103 177H102V176L100 177V175H98ZM111 172H112V173H111ZM151 172H152V173H151ZM176 172H177L178 174H176ZM217 172H218V173H217ZM69 173H70V174H69ZM88 173H89V174H88ZM61 174H62V176H61ZM71 174H73V175L70 177ZM95 174H97V175H96V176H97V179L99 178V179H98V182H99V183L95 182V181H97V180H94V179L96 178V177L94 176ZM108 174H107V175H108ZM112 174H113V175H112ZM145 174H146V175H145ZM154 174H155L156 177L154 176ZM210 174H211V175H210ZM216 174H217V175H216ZM218 174H219V175H218ZM15 175H16V176H17V175L20 176V177H18V176L16 177V178H18V179L15 178V181H14V182H16V184H18V185H16V184L14 183L15 187L18 186L17 188H20V187H21V189H24L25 186H28V185H26V184H27L26 181H23L24 179H23V180H22V179H19V178H21V176H24V175H22V174H20V173H18V174H17V173H14V177H15ZM52 175H53V174H52ZM91 175H92V177H94V178H91ZM147 175L149 176V178L146 177ZM162 175H163V176H162ZM40 176L43 177V176H46V175H44V174L42 175V174H41ZM64 176H65V175H64ZM152 176L155 177V178H152ZM161 176H162V178H163V177H164V178L161 179ZM145 177H146L148 180H146ZM158 177H160V178H158ZM168 177H171V178H168ZM22 178H24V177H22ZM72 178H73V179H72ZM78 178H79V180H77ZM84 178H85V179H84ZM101 178H103L102 181L100 180ZM151 178H152V181H150ZM166 178H167L169 181H171V183H170V182H169V183L171 184L172 188H171V186H169L170 184H168V182L166 181V180H167ZM177 178H178V179H177ZM216 178H217V179H216ZM75 179H76L77 181H76ZM87 179H89L88 182H87ZM136 179H137L138 181H137ZM143 179H144V180H143ZM159 179H160V181H158ZM211 179H210V180H211ZM218 179H219V180H218ZM17 180H19V181H17ZM40 180H41V181H40ZM51 180H53V181L55 180V181H54L53 183H51V182H52ZM83 180H85V181H83ZM92 180H94V181H92ZM134 180H135V181H134ZM141 180H142V181H141ZM161 180H162L163 182H161ZM217 180L219 181L220 184L217 183V182H215V181H217ZM21 181L23 182V185H24V183H25L24 186H22V184H21L22 182H21ZM63 181H62V182H63ZM116 181H119V182H118L119 184L117 183V186H115L116 188H118V190H117V189H114V193H117V195H115V196H119V194H121L120 192L123 191V190H121V189L124 188V186H125L126 183L123 181V182H124V185H123V182L121 183V184H122V185H121V184H120V181H121L120 179H116ZM131 181H133V182H131ZM165 181H166V184H165ZM246 181H248V182H246ZM17 182H18V183H17ZM19 182H20V183H19ZM42 182H43V183H42ZM45 182H46V183H45ZM48 182H49L50 184L47 186ZM85 182H87V183H85ZM91 182H92V184H91ZM94 182L97 183V184H100V185L103 184V187H104V193L107 191V192H108V195H107L108 197H106V195H103L104 193H102V192L100 191V190L103 191V189H102L103 187H101L100 185H98V186H100V189H99V187L96 186V184H94ZM101 182H102V183H101ZM105 182H106V183H105ZM146 182H148V183H146ZM152 182H153V183H152ZM159 182H160V183H159ZM249 182H252V181H250L249 179H245V178H244V181H242L241 184H245V183L248 184ZM41 183H42V184H41ZM83 183H84V184H83ZM107 183H108V184H107ZM136 183H137V184H136ZM208 183H209V184H208ZM213 183H214V184L217 183V184H215V185L217 186V188H218V187H219V188H218V189L215 188L216 186H215ZM20 184H21V185H20ZM58 184L60 185V183H58ZM61 184H62V183H61ZM63 184L60 185V186H58V187H60L61 189H60V188H59V190L57 189V190H58L57 193H59V191H62V193H64V192H63V191H64V187H63L64 185H63ZM88 184H89V185H88ZM115 184H116V183H115ZM79 185H80V187H79ZM86 185H87V186H86ZM106 185H107V186L109 185V186L107 187L108 189H106V187H105ZM19 186H20V187H19ZM43 186H42V190L47 191L48 189L44 188ZM83 186H84V187L86 186V188H84ZM88 186H89V187H88ZM110 186H111V187H110ZM118 186H120V187H118ZM211 186H212V187L214 186L215 189H214V188H211ZM58 187H56V188H58ZM62 187H63V188H62ZM96 187H97L98 189H97ZM121 187H122V188H121ZM74 188H75V189H74ZM119 188H120L121 191H119ZM62 189H63V190H62ZM76 189H77L79 192H76ZM82 189H83V191H82ZM213 189H214V190H213ZM105 190H106V191H105ZM109 190H111V193H110ZM115 190H116V191H115ZM209 190H212V191H211L212 193L209 192ZM80 191H82V192H80ZM95 191H96V192H95ZM97 191H98L99 194L97 193ZM100 192H101V194H100ZM107 192H106L105 194H107ZM47 193H49L48 196L52 195V194H51L52 191L49 192V190H48ZM62 193H61V194H62ZM77 193H79L80 195L82 194L83 196H84L85 194H86V195H85V197H83V196H80V195L77 194ZM84 193H85V194H84ZM96 193L98 194V196H99V195H101V196H100V197H97V194H96ZM118 193H119V194H118ZM122 193H123V192H122ZM109 194H110V195H109ZM102 195H103V196H102ZM76 196H77V197H76ZM119 197H120V196H119ZM119 197H117V198H119ZM13 198H14V197H13ZM13 198H12V199H13ZM99 198H100V200H99ZM14 199H15V198H14ZM14 199L12 200L13 203H12V201H9V203H11L12 205L14 204V206H12V208L15 207V203H18L17 205H19V202H17V200L14 201ZM87 199H88V200L90 199V200L88 201ZM104 199H103V200H104ZM80 200L82 201L81 203L79 202ZM77 202L79 203V205L77 204ZM96 202H97V203H96ZM9 203H8V202L6 203V204H7V207L10 206ZM95 203H96V204H95ZM80 204H82V205H80ZM91 204H92V205H91ZM17 205H16L17 208H16V207H15L16 209L13 208V209H12V210H13L12 212L10 211L11 207L8 208L9 211L6 212V210H8L7 207L2 208L1 205H0V207L2 208V209L0 208V222H1L2 220L4 221V220L7 219V220H6V223L9 222V224H11V221H12V223H13L14 221H16V223L14 222L15 226H17L18 223H21V220H20V219H22V215H21V213H20V209H19V207H18ZM86 205H87V204H86ZM5 206H6V205H5ZM90 206H91V209H90ZM92 206H94V207L92 208ZM135 206H136V208H135ZM139 206H140V207H139ZM179 206H180V208H178ZM76 207H74V209H76ZM137 207H138V208H137ZM181 208H182V209H181ZM5 209H6V210H5ZM14 209H15V210H14ZM17 209H19V210H17ZM135 209H136V211H135ZM1 210L3 211L2 214H1ZM176 210H177L178 212H176ZM179 210H180V211H179ZM181 210H182V211H181ZM4 212H5V213H4ZM9 212H10L12 215L17 216V218H14V216H11V214H10ZM17 212H18V213H17ZM174 212H175V213H174ZM179 212H180V213H179ZM8 213H9V214H8ZM15 213H16V214H19V215H16ZM176 213H177V216L175 215ZM5 214H7V215H5ZM92 214H93V213H92ZM92 214H91V216H92ZM136 214H137V215H136ZM8 215H10L11 217H10V216L8 217ZM20 215H21V217H20ZM139 215L142 216V217H140ZM153 215H154V216H153ZM171 215H175V216H171ZM5 216H7V218H5ZM93 216H94V215H93ZM170 216H171V217H170ZM12 217H13V218H12ZM18 217H20V219H18ZM138 217H139V218H138ZM8 218H12L13 220H8ZM135 218H138V219H135ZM140 218H145L146 221H145V219H143V220L141 219V220H140ZM16 219H17V220H16ZM132 219H131V220H132ZM126 220H128V219L125 218V221H126ZM131 220H130V221H131ZM7 221H8V222H7ZM4 222H5V221H4ZM126 222H127V221H126ZM141 222H140V223H141ZM182 222H183V221H182ZM14 224H13V225H14ZM10 226H11V225H10ZM155 226L158 228V227H159V224L156 223ZM12 227H13V226H12ZM146 227H147V229H149V230L152 229L151 225H148V224H147ZM127 229L130 230V226H127ZM28 238H29L28 235H26V237L23 238V239L27 240V244L29 243V241H28L29 239H28ZM25 240H23L25 244L23 243V241H22V244H23V245H26V247H27V244H26V241H25ZM28 246H29V245H28ZM144 250H145V252H146V249H145V248H143V250H142V249H139L140 252L142 251V252H141L142 254H141L140 252H139L140 255L138 254L140 257L137 255V256L139 257V259H138L137 257H134V258H131V259L134 260L135 258H137V259H135V260H136V261L138 260V261H137V262H139L138 264H143V263H147V264H148V263H149V264H160V261H161V264H164V263H166V264H174V262H175V260H174L173 258H170V257H169V254H168L167 251H165L164 249H163V250H160V251H158V250H153L154 252H159V253H157V254H156V253L153 254L152 251H151V252L148 251L149 254H147V252L145 253ZM163 251L166 252V253L164 254ZM201 252L204 253V251H202V250H201ZM201 252H200V251L198 252V256L200 255L199 253H201ZM155 254H156V256L154 257ZM158 254H159V255H158ZM150 255H151V256H150ZM202 255H206V253H205V254H201L199 257L201 258ZM116 256H117V255H113V254H112V255H109L108 257L105 258L106 260H105V259H102V262H103V263H102V262H101V263H102V264H106L105 262L107 261V262H108L107 264H119L120 261L117 262V263L115 262V261L118 259V256H117V259H116V260H113V259H112V258H116ZM141 256H142V257H141ZM147 256H148V257H147ZM149 256H150V257H149ZM161 256H162V257H161ZM163 256H164V257H163ZM167 256H168V257H167ZM144 257H145L146 260H143ZM203 257H204V256H203ZM203 257H202V258H203ZM195 258H196V259H195ZM195 258H194V260H193L194 262H193L192 260L189 261L188 259H187V261L184 259L185 261L182 260V262H183V264H184V263H186V264H194V263H195V264H198L197 261H199L200 264L205 263V262H204V259L201 258V259H202V260H201V259L199 258V259H200V260H199L197 256H196ZM154 259H155V260H154ZM163 259H164L165 261H164ZM168 259H169L170 261H169ZM110 260H111V261L113 260L114 262H113V261L111 262ZM133 260H131L132 262H130V264L136 262L135 260H134V261H133ZM142 260H143V261H142ZM147 260H148L149 262H148ZM151 260H152V261H151ZM166 260H167V261H166ZM172 260H173V261H172ZM196 260H197V261H196ZM117 261H118V260H117ZM141 261H142V262H141ZM146 261H147V262H146ZM155 261H157V263H156ZM168 261H169V262H168ZM202 261H203V262H202ZM109 262H110V263H109ZM137 262H136L135 264H137ZM150 262H151V263H150ZM171 262H172V263H171ZM187 262H188V263H187ZM196 262H197V263H196ZM201 262H202V263H201ZM181 264H182V263H181Z\"/></svg>",
    "mask_w": 264,
    "mask_h": 264
}]
</instances>
